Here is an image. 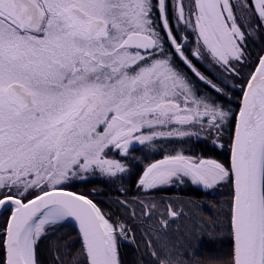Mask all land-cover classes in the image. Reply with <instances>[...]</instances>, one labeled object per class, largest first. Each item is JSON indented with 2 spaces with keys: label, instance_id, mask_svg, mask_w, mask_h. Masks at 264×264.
<instances>
[{
  "label": "snow or ice",
  "instance_id": "obj_1",
  "mask_svg": "<svg viewBox=\"0 0 264 264\" xmlns=\"http://www.w3.org/2000/svg\"><path fill=\"white\" fill-rule=\"evenodd\" d=\"M237 11L264 25V0H0V264H38V242L69 219L82 241L73 264H121L118 240L131 229L65 185L88 172H124L108 153L126 155L133 141L219 138L231 110L200 95L176 60L221 92L180 34H198L192 56L235 71L231 61L245 59ZM233 118L229 166L177 151L150 163L138 187L150 192L185 177L205 189L230 183L225 264H264V57ZM138 204L145 216L160 211L152 201ZM177 214L169 205L168 215ZM146 243L152 264H189L167 245Z\"/></svg>",
  "mask_w": 264,
  "mask_h": 264
},
{
  "label": "rangeland",
  "instance_id": "obj_2",
  "mask_svg": "<svg viewBox=\"0 0 264 264\" xmlns=\"http://www.w3.org/2000/svg\"><path fill=\"white\" fill-rule=\"evenodd\" d=\"M235 2L236 0H233V3ZM236 15L240 18L238 22L243 25L242 31L245 33V40L244 44L242 45L243 51L245 53V59L243 63L231 61V63L235 66V71L226 70L220 64L215 63L207 54H205L203 59H197L196 57L192 56V51L197 47L198 34L193 32L191 28L186 29L180 34L187 37V47L185 51L189 55V58L192 60L195 67L205 77L216 84L217 87L222 89L221 92H216L214 89L207 86L203 81H200L199 78L196 77L191 72V70L188 69L187 66L184 65L179 59L176 60L178 69L181 72L187 74L189 80L192 82L197 92L200 95H208L212 99L214 98L216 103L221 105L225 110H231L232 116L234 113L232 110L233 105L237 104L238 111L239 102L241 99L240 95L237 103V100H235L234 97V92L239 93L240 90L242 91V85L248 79L249 74L253 71V67H255L254 61L257 55H260L264 50V25H259L256 18L251 14L245 16L244 13L237 11ZM180 27L183 26L181 25ZM165 46L167 47V40L165 42ZM233 100H235V103H233ZM228 102L233 103L231 108H227ZM232 116L221 130L219 138H217L215 135L207 136L201 133L199 137L192 135L184 138H161L151 142H146L145 144H140L138 141H133L132 144L129 145V149L133 146L134 149L149 148L151 151H153V153H155V159L157 161L158 157H163L169 153H175L177 151L181 152V149L178 147V145L180 143H186L188 149H185V151L189 154L188 156L194 159H206L201 156L205 145L216 147L218 151H230L232 135L231 138H229L228 130L232 123L230 120ZM234 126L235 119L232 134ZM115 155L124 156L123 153H120L115 149L108 153L109 158L116 160ZM211 159L216 160L214 158ZM148 165H145L144 167H147ZM224 165L229 166L225 163ZM136 166H142V164H137ZM144 170L145 169L142 170V173ZM142 173L140 174L139 179L141 178ZM83 177V179H73L69 181L65 185V188L68 190L70 188L72 191L78 189L84 190L90 196L95 197L99 201L103 202L101 203L103 213L106 217L110 218L111 222L121 221L127 224L128 227L129 225L135 224L137 222L140 223L138 226L139 230L135 232V236L134 233L129 235V238L127 239L128 242L125 243L122 242L121 239L118 240L121 264H152L153 258L150 255V249L146 241L151 240L152 246L156 248L157 251H160L162 245H167V231L170 232L169 236L171 240V244L167 245L169 250H171L173 254L179 252L182 253V256L191 259L195 255V252H192L191 248L198 247L197 254L199 255L195 257V259L198 260V262L201 260L199 264H204L202 261L204 251L206 255L211 254L207 248L205 249L204 242L206 240L211 239L212 241L218 240L219 238L224 240L226 238V227L229 223L230 205L232 204L233 196L232 185L230 183H221L211 189H205L202 185H195L191 183L190 178L185 177V179H187L194 187L199 188V192L204 191L208 194L206 197H203V193L198 192L194 194L195 197H191L193 195H158V189L168 188L167 190H169V188L173 187V183H175V181L162 188L151 190L150 192H145L140 189L137 182L136 188L138 190L136 196L134 195L131 197L132 194L127 192L128 189L123 187V185H120L119 182H121V180L119 179L114 177L109 179L110 176L102 174L99 171L84 173ZM106 182H109V184L105 187ZM114 189H116L118 193L115 196L106 192L108 190ZM227 195L229 196L227 197ZM139 200H144L145 202H154L160 211L153 212L148 216L143 215L141 212V206L138 204ZM121 201H127V205L122 204ZM228 202H230L229 206ZM169 205L178 213L177 216L170 217L168 215ZM127 206L129 209H127ZM2 215L0 216L1 224L4 223L6 218V216L2 217ZM114 215L122 218L123 220L119 218L115 219ZM161 219L167 221L166 226L161 224ZM58 225L48 230L47 234L45 235L46 239H41L44 240L47 250L43 254V259L37 251L38 264H58L56 259L57 256H59V260L62 262V264H73L74 260L82 259V256H80V251L77 248L75 251L72 250L71 244L74 240L72 233L70 232L72 226L67 223H64L59 227ZM181 226L186 227V229L181 230ZM216 226L220 229L219 231L217 230ZM54 232H56V235L54 239H52L51 234ZM147 235L152 236L153 239L149 238ZM48 236H50L49 239ZM63 236L68 237V240L66 241L65 237L62 240ZM133 236L135 237V243L137 246L136 250L132 246ZM58 237L59 241L57 240ZM46 241L48 242V245ZM180 245H182V248H178ZM124 246L125 249L123 248ZM66 248V251L70 253L69 257H65L64 255ZM122 248L123 252L120 251ZM132 260H134L135 263H133Z\"/></svg>",
  "mask_w": 264,
  "mask_h": 264
},
{
  "label": "trees",
  "instance_id": "obj_3",
  "mask_svg": "<svg viewBox=\"0 0 264 264\" xmlns=\"http://www.w3.org/2000/svg\"><path fill=\"white\" fill-rule=\"evenodd\" d=\"M255 30H253V31H255ZM263 53H264V50L262 51V53L260 55H257V57H256V59L254 61V66L255 67H256V65L258 63L259 58L262 56ZM255 67H253V68H255ZM241 92H242L241 90H240L239 93L234 92V94H235L234 97H235V100H237V103H238V100L240 98ZM213 100H215V99L213 98ZM235 100H233V103H235ZM233 103L232 102H228L227 103V108H231ZM232 108H233L232 110H233L234 113H233L232 118L230 119L232 121V123H231V125L229 127V130H228L229 131L228 132L229 138H231V135H232V129H233V124H234V118L233 117H234V115L236 114V111H237V104H234ZM178 147L181 149V152L184 155H187V156L189 155L185 151V149H188V146H187L186 143H180L178 145ZM129 152H128L129 154H126V155L124 154V156L115 155L116 160L120 161L125 166V171L122 172V173H117V175L114 176V178L121 180V182H119L120 185H123V187L128 189L127 192L131 193L132 194L131 197H132L134 195L136 196V193H137V190H138L136 188V181L139 180V177H140V174L142 173V170L146 168L144 166L150 164L153 161H156V159H155V153H153V151H151L149 148H137V149L135 148V149L130 150ZM229 153H230L229 150L218 151L216 149V147H210V146L205 145L201 156L203 158H206V159L214 158L217 161L222 162L223 164L225 163V164L229 165ZM169 154H174V153H169ZM163 157H158L157 161L162 159ZM137 164H142V166H136ZM109 179H112V177H110ZM129 180H131L130 184L128 182ZM107 181H109V180H107ZM108 184H109V182H106L105 183V187ZM173 184H174L173 187L169 188V190H167L168 188L167 189H158L157 190V191H159L158 195L167 196V194H171V195L172 194L173 195L174 194H179V195H182V196L193 195L191 197H195L194 194L199 192V190H198L199 188L194 187L185 178H184L183 182L175 181V183H173ZM69 190H72V189L69 188ZM73 191H76V192H78L80 194L86 195L90 199L92 198L93 202H95L97 204V206L102 209L101 203H103V202L99 201L95 197L90 196L89 194L86 193V191L79 190V189L78 190H73ZM106 192L108 194H110V195L113 194V196L118 194L116 189L108 190ZM199 193H203V197H206L208 195L204 191L199 192ZM228 196L229 195H227V197ZM229 204H230V202H228V206H229ZM127 209H129V207ZM3 216H6V218H5V220H6L7 219V213H3L2 217ZM114 218L115 219L119 218V219L123 220L122 218H120L118 216H115V215H114ZM63 224L64 223L59 224L58 227L63 225ZM3 225H4V223L1 224V222H0V228H2ZM133 226L136 227L135 232L137 230H139V228H138L139 225L133 224ZM226 228H227V233H226V238L224 240L222 238H219L218 240H212V241H218V242H212L211 239L206 240L204 242L205 243V249L207 248L210 251V253H211L210 255H206L205 251L203 250L204 253H203L202 261H203L204 264H217V263L218 264H225V258L230 254V252L232 250V238H231V234H230L229 223H228ZM217 230L219 231L220 229L217 227ZM70 232L72 233V237L74 239L73 243L71 244L72 245V250L75 251V249L77 248L80 251V253H81L82 247H81V243H80V240L78 238V235H77L76 231L74 230V228L71 227V231ZM55 235H56V232L52 233L51 234V238L54 239ZM134 236H135V234H134ZM147 236L149 238L153 239L152 236H150V235H147ZM64 237L66 238V241H67L68 237H66V236H63L62 240H63ZM49 238H50V236H48V239ZM41 239H46V236H43ZM57 240L59 241V237H58ZM46 243L48 245L47 241H46ZM38 246H39V249H38ZM132 246H133V248L135 250L137 249V246H136V243H135V237L132 240ZM123 248L125 249V246ZM123 248L120 249L121 252H123ZM46 250H47V248H46L44 240L39 241V243L37 245V251H38V254L41 255L42 259H43V254L46 252ZM66 250H67V248L64 251V255H65V257H69L70 253L67 252ZM132 261H133V263H135L134 260H132ZM220 261H223L224 263L220 262Z\"/></svg>",
  "mask_w": 264,
  "mask_h": 264
},
{
  "label": "flooded vegetation",
  "instance_id": "obj_4",
  "mask_svg": "<svg viewBox=\"0 0 264 264\" xmlns=\"http://www.w3.org/2000/svg\"><path fill=\"white\" fill-rule=\"evenodd\" d=\"M166 38H165V42H166ZM132 149H134V146L133 147H131L130 149H129V151L130 150H132ZM128 151V152H129ZM130 181L131 180H129L128 182H129V184H130ZM134 181V180H133ZM137 182H138V180L136 181V184H137ZM92 199V198H91ZM93 200V199H92ZM101 211H102V209H101ZM103 212V211H102ZM136 225H140V223L139 222H137V223H135ZM129 227H131L130 229H131V232L129 233V235H131V234H135V229H136V227H134L133 226V224L132 225H129ZM181 230H184V229H186V227H184V226H181V228H180ZM170 232H168L167 231V245H170L171 244V240H170ZM133 238H134V236L132 237V240H133ZM121 241L122 242H128V240L127 239H121ZM178 248H182V245H180ZM197 250H198V247H195V248H191V251L192 252H195V255H194V257L193 258H191V259H189L188 257H184V256H182V259L183 260H185V261H187V262H189V264H199V262H201V260L198 262V260H196L195 259V257H197L199 254H197ZM200 253H201V251H200ZM200 256H201V254H200Z\"/></svg>",
  "mask_w": 264,
  "mask_h": 264
},
{
  "label": "water",
  "instance_id": "obj_5",
  "mask_svg": "<svg viewBox=\"0 0 264 264\" xmlns=\"http://www.w3.org/2000/svg\"><path fill=\"white\" fill-rule=\"evenodd\" d=\"M261 57H264V53L262 54V56ZM258 64V63H257ZM257 66V65H256ZM240 103H241V99H240V102H239V106H240ZM238 111H239V107H238ZM238 111H237V113H238ZM229 164H230V156H229ZM66 190H68V189H66ZM233 190V189H232ZM68 191H72V190H68ZM72 192H74V193H77V192H75V191H72ZM78 194H80V193H78ZM90 199V198H89ZM95 203V202H94ZM125 205V204H124ZM1 216V215H0ZM64 223H67V224H70L73 228H74V230L76 231V233H77V235H78V238H79V240H80V243H81V247H82V241H81V237H80V234H79V229H78V224L74 221V220H71V219H69L68 221H65ZM232 245H233V240H232Z\"/></svg>",
  "mask_w": 264,
  "mask_h": 264
}]
</instances>
